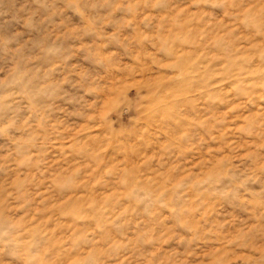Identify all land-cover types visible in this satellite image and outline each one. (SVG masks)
I'll return each mask as SVG.
<instances>
[{
  "label": "clouds",
  "instance_id": "obj_1",
  "mask_svg": "<svg viewBox=\"0 0 264 264\" xmlns=\"http://www.w3.org/2000/svg\"><path fill=\"white\" fill-rule=\"evenodd\" d=\"M0 264H264V0H0Z\"/></svg>",
  "mask_w": 264,
  "mask_h": 264
}]
</instances>
